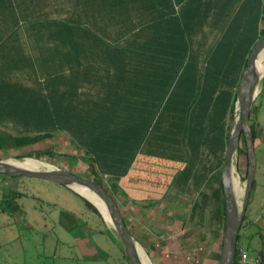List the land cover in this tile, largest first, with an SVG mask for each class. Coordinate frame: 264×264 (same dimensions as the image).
<instances>
[{
  "label": "trees",
  "instance_id": "obj_1",
  "mask_svg": "<svg viewBox=\"0 0 264 264\" xmlns=\"http://www.w3.org/2000/svg\"><path fill=\"white\" fill-rule=\"evenodd\" d=\"M176 1L183 7H174ZM190 1L165 0L164 6H158V11L173 16L174 31L177 26L179 32L178 40L168 38L171 32L164 24L166 43L150 44L159 51L118 45L126 29L111 39L101 35L106 25L88 23L93 14H79L81 3L91 7L93 0H35L34 6L21 9L25 21L20 31L25 32L20 36L34 34L28 40L20 38L8 52L0 54V157L10 151H15L18 158L51 153L53 145L47 140L65 134L74 148L83 152L79 158L91 167L90 177L80 175L94 181L95 176H106L108 186L101 184L116 201V193L126 198V192L115 179L127 172L146 139L148 146L159 140L158 132H149L161 106L176 107L184 110L185 119L184 125L175 130L174 160L181 167L169 191L191 197L185 224H197L206 213L200 232H205L206 241L208 232L221 238V167L237 82L252 45L264 32V0H243L239 8L203 4L202 0L187 7ZM79 36L90 39L89 44L83 42L88 61L79 62L81 66L75 58L72 61L74 52L65 47L72 42L76 46ZM79 48L78 43L76 51ZM90 86L97 91H89ZM259 106L254 99L249 114L254 148L264 141V128L257 118ZM242 140L241 134L232 158L236 171L238 157L246 156ZM246 171L247 161L238 173L242 180ZM19 177L0 173V189L4 188L0 192V212L14 214L19 210L16 199L24 194L7 182ZM73 192L88 208L101 214L86 196ZM239 247L237 243L236 253ZM152 249L151 243L149 251ZM123 258L130 264L124 252ZM233 264H240L237 255Z\"/></svg>",
  "mask_w": 264,
  "mask_h": 264
},
{
  "label": "rangeland",
  "instance_id": "obj_2",
  "mask_svg": "<svg viewBox=\"0 0 264 264\" xmlns=\"http://www.w3.org/2000/svg\"><path fill=\"white\" fill-rule=\"evenodd\" d=\"M96 9L82 5L79 14L91 15L93 14L92 10ZM94 13L97 14V12ZM165 24L169 26L170 32L174 31L172 20L169 19V22ZM119 27H123V23H120ZM168 38L174 39L173 37ZM157 41L160 42V40H150L151 43L156 45ZM77 42L80 44L79 52L76 51L78 50L76 49L78 43L75 46L72 42L70 45H65V47L74 52L72 61L75 58L76 64L79 62L87 64L84 63L88 61V56H85L83 42L89 44L90 39L79 36ZM91 57L93 58L94 55H91ZM260 61L263 76L259 82L255 102L260 103L261 108L258 110L257 117H259V121L264 128V50L260 54ZM78 66H81V64H78ZM20 77L23 78V75H20ZM23 79L30 83L28 78ZM88 90L96 92L97 88L90 86ZM100 92L102 94V91ZM184 119V110L176 107H170L169 110L164 112L163 117L157 120L159 125L155 128L156 132H162V135H158V139L160 140L162 137L163 150L152 149L156 143L150 142L147 148L148 152L161 157L166 155L167 150L170 148L175 153V148L172 145L177 136L175 130H179L184 125ZM47 142L53 145L51 153H43L39 157H26L23 159L24 163L37 169L47 166L64 167L76 174L84 173L88 177L92 175L88 162L79 158L83 152L76 150L65 134L58 133L48 139ZM241 142V145L245 146V141L242 140ZM158 145L159 143L156 146ZM14 153L15 151H10L7 156L2 157H16ZM173 153L175 159L176 154ZM73 155L77 158H74ZM255 157L254 179L247 200L244 227H241L237 241L239 245L249 249V251L258 249L264 243V141L255 145ZM237 161L240 166L237 172L233 165V174L237 202L240 204L245 180H242L238 173L243 171V165L246 163L247 157L241 154ZM146 171L147 176H149L148 182H144L140 188H134L135 191H140L138 195L143 197L156 194L151 191L152 185L156 186L152 183L155 179L154 163L150 164ZM125 174L115 179V182L123 188L126 186L125 182L127 181ZM170 175L167 174L164 181L168 180L171 177ZM94 179L104 186H108L109 182L106 176H95ZM7 182L11 183L24 195L16 199L19 210L14 214L0 212V264H127L123 258L121 241L116 232L111 229L105 211L97 199L83 193L94 205L98 206L100 215L88 208L71 189L59 183L30 176H20L19 178L7 180ZM7 182L2 181V184H7ZM2 189L4 188L1 187L0 192ZM134 193L136 194V192ZM115 198L122 217L125 218L130 232L139 244V250L145 264H207L208 260L200 254V251H198L200 255L197 259L189 256V252L195 248L187 246L182 249V252H174V255H171L160 252L159 242H155L157 237L162 234L161 229H166L165 224L169 222V225H171L173 214L178 209L181 210L182 214L187 212L190 203L185 198L178 201L168 197L157 204H149L150 201L148 200L139 202L141 199L138 198H135L134 202L131 203L129 193L126 194V198L116 193ZM136 204H142L145 210L137 213L135 210ZM101 217L104 223L101 222ZM174 223H178L177 220ZM192 227L196 232L199 230L196 224H193ZM246 227H249V231L245 230ZM176 228L178 229L179 225L171 226L168 232ZM169 240H173V238L169 237ZM151 242H153V245L156 244L154 255L150 257L146 250ZM203 250L207 251V248H202Z\"/></svg>",
  "mask_w": 264,
  "mask_h": 264
},
{
  "label": "crops",
  "instance_id": "obj_3",
  "mask_svg": "<svg viewBox=\"0 0 264 264\" xmlns=\"http://www.w3.org/2000/svg\"><path fill=\"white\" fill-rule=\"evenodd\" d=\"M164 1L165 0H93V2H91V7L99 8L98 12H101L100 14H95L94 12H97V9L93 10V15L91 19L89 18L87 22L106 25L107 29L105 28L102 32L99 33L101 35L105 34L106 37L109 39L116 35H119L118 31H120L121 29H126L127 33L125 32V35L121 39H119V41L117 42L118 45L129 46L147 51H159L160 48L157 49L156 47L150 46V40L160 39V45L166 43L163 40V37H165V31L163 30V26L165 23L169 22V19L172 20L173 17L169 14L165 15L162 11H158V6H164ZM195 1L196 0H193V2H188L187 7L193 6L196 3ZM176 2L177 3L175 4L177 5L174 4V7H183L182 3H179V1ZM201 2H203V4L218 3L220 5H226L229 7L238 6V8L243 5V0H218L217 2H215L214 0H202ZM31 4L34 6L35 0H0V54H5L6 52H8L11 47H14L16 41L20 40V38L27 39L31 37L32 34H34L28 33L26 35L20 36V34H24L25 32L20 31V25L22 22L25 21L23 20L25 19L24 15H21V9H28ZM82 5L83 4L81 3V6ZM170 5L172 4L170 3ZM183 12L184 14L189 16L187 14V10H184ZM177 17H179V15H177ZM81 20L85 22L83 18ZM164 20H166V22H164ZM120 23H123V27H119ZM117 28L119 29L116 30ZM153 28L160 30L154 31ZM176 29L177 31H175V34L173 33L174 31H171L170 37H177L178 40L179 32L177 26ZM157 31L163 32V35H158ZM167 45L171 46L172 44L167 42ZM170 107L173 106H168L165 104L161 106V109L159 110L157 116L153 121L149 135L157 133L155 131L156 126L159 125L157 120H160V118L163 117L164 112L169 110ZM259 108L261 107L259 106ZM257 118L259 121V117ZM259 123L262 125L260 121ZM161 133L162 132H158V135H162ZM148 141L149 139L145 140V142L143 143L144 145L134 157L130 167L128 168L125 174L127 181L125 182L126 186L124 187V190L126 194L129 193L130 202L132 203L134 202L135 198H138L141 199L139 200V202H141L142 200H148L153 202L152 204H157L158 202H162L164 198L168 197H172V200L176 199L178 201L179 199L185 198L190 203L189 208L187 209V212L185 214H182L181 210L178 209L177 212L173 214L175 217L173 216V219H171V225H169L168 222L165 224L167 226L166 229H161L162 234L161 236L157 237L155 241L156 243L157 241L159 242V251L174 255V252H182L183 248L189 246L195 248L189 252L190 257L197 259L198 256L201 254L208 260L206 262L207 264H217L221 252L222 241L220 242V240H222L223 229L221 231V238H219L218 236L213 237L209 235L211 232H208L209 239L208 241H206L205 232H200L199 227V225L202 224V220L205 222L206 213L203 216L202 220L200 219L199 221H197L196 227L199 229L197 232L192 227V225L190 226L189 224L184 223L183 220L184 218H186L191 207V197H183L175 191H169V188L173 183V176L175 172L181 167V163L179 161L174 160V157L172 155L173 151H171L170 148L167 150L168 153L166 155H162L161 157L155 156L152 153L150 154L147 149ZM157 143H159V146H156ZM156 145L152 149L157 150L158 148V150H163L162 138L156 141ZM153 163L155 165V179L152 183L156 186L152 185L151 191L156 194H153L152 196L148 195L146 197H143L141 195H138L140 191H135L134 188H140L142 187L144 182H148L149 176H147L148 174L146 169L150 167V164ZM167 174H171V177L168 180L164 181V177L167 176ZM134 192H136L137 195ZM135 207L137 213H140L145 210L142 204H136ZM129 216L131 217V214ZM175 220H177L178 223H174ZM176 225H179L178 229L176 228L175 230L168 232L171 226L175 227ZM248 228L246 227L245 230L249 231ZM187 230L190 231L186 234ZM169 237H172L173 240L168 241ZM151 243L153 244V242ZM155 244L153 245L152 250L149 251V247L146 250V253L148 252V255L150 257L151 255H154ZM240 247L244 248L242 245H240ZM261 247L262 244L258 249L255 250L257 251ZM202 248H207V251H202ZM198 251H200V254L198 253ZM254 252L255 251H250L249 253L252 254Z\"/></svg>",
  "mask_w": 264,
  "mask_h": 264
},
{
  "label": "water",
  "instance_id": "obj_4",
  "mask_svg": "<svg viewBox=\"0 0 264 264\" xmlns=\"http://www.w3.org/2000/svg\"><path fill=\"white\" fill-rule=\"evenodd\" d=\"M264 50V32L252 45L247 62L242 69L236 87V101L229 123L227 146L221 167V180L224 196V224L221 252L217 264H233L236 256L237 237L242 223L248 196L254 179L256 165L255 148L249 122L252 103L258 93L260 79L263 76L260 54ZM243 135L247 157V171L240 204L237 202L232 158ZM26 157L0 158V173L10 176H30L50 180L84 196L88 193L95 197L104 208L111 227L119 237L124 255L130 264H145L136 238L125 224L115 199L100 182L83 177L61 167L47 166L34 168L23 159Z\"/></svg>",
  "mask_w": 264,
  "mask_h": 264
},
{
  "label": "built area",
  "instance_id": "obj_5",
  "mask_svg": "<svg viewBox=\"0 0 264 264\" xmlns=\"http://www.w3.org/2000/svg\"><path fill=\"white\" fill-rule=\"evenodd\" d=\"M236 255L240 264H264V247L252 254L245 248L239 247Z\"/></svg>",
  "mask_w": 264,
  "mask_h": 264
},
{
  "label": "bare ground",
  "instance_id": "obj_6",
  "mask_svg": "<svg viewBox=\"0 0 264 264\" xmlns=\"http://www.w3.org/2000/svg\"><path fill=\"white\" fill-rule=\"evenodd\" d=\"M30 165V164H29ZM88 194V193H87ZM89 196H91V197H93L92 195H90V194H88ZM85 196H86V194H85ZM95 197H93V199H94ZM96 199V198H95ZM100 204V203H99ZM101 205V204H100ZM101 207H102V205H101ZM103 208V207H102ZM104 209V208H103ZM105 216H106V214H105Z\"/></svg>",
  "mask_w": 264,
  "mask_h": 264
}]
</instances>
